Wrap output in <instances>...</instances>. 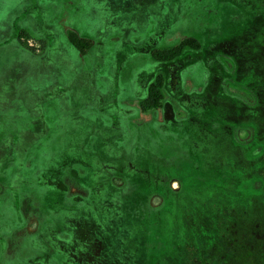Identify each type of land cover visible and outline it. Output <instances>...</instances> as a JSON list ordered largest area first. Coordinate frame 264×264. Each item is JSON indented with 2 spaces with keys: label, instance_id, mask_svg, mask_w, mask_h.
I'll return each mask as SVG.
<instances>
[{
  "label": "rangeland",
  "instance_id": "rangeland-1",
  "mask_svg": "<svg viewBox=\"0 0 264 264\" xmlns=\"http://www.w3.org/2000/svg\"><path fill=\"white\" fill-rule=\"evenodd\" d=\"M200 1L202 0H0V64L6 67L4 71L0 70V95L14 93L15 87L9 79L11 76L16 78L12 73L16 66L24 78V86L21 85L19 93L23 97L21 104L18 107L16 103L10 104L8 113L0 124L6 128L8 136L16 134L21 148L28 151L23 173L33 169L39 150L37 140L40 138L29 134L26 128L40 116L39 105L44 99L42 96H49L51 91L53 102L50 105L43 104L46 106L43 123L51 134L46 136L45 142L51 143L45 145L48 146L43 149L46 153L49 148L56 151L61 147V137L56 139L53 134L58 133L62 127L66 128L68 120L79 119L73 113L75 107L82 106L85 111L92 110L91 107H85L90 101H95L98 105L105 102L110 105L127 89L131 90V97L130 100H124L122 105L138 110L136 117L130 121L131 124L141 126L153 120L160 121V111L143 114L138 109V101L146 95L152 78L165 71L164 67L157 66L151 59V52L157 45L158 51L169 49L192 38L195 33L209 38V42L227 41L229 35L241 28V0H205L203 13H199ZM211 1L213 3L208 4ZM225 5H233L236 9L233 12L224 11ZM232 15L237 19L235 22L231 21ZM53 17L59 20L58 25L60 24L65 37L74 33L81 39H89L88 33L110 32L104 40V52L108 55L103 54V50L92 48L89 55L79 57L80 63L77 62L74 66L71 58L66 57L62 49H57L53 59H47L46 64L38 65L24 57L19 59L16 54L5 50L2 41L13 32L12 25L16 20L21 19L19 29L34 32L36 28L47 30L46 23L50 20L53 23ZM155 17L162 22L160 28L163 31L153 38L150 32L157 22ZM214 20L217 22L212 26ZM131 25L141 34L131 28V36H122L120 28L129 29ZM111 28L116 30L111 32ZM48 30L51 31V28ZM260 36H264V29L260 31ZM118 43L123 44H120L118 50L114 49ZM28 45L37 55L41 53L42 47H39L38 42L32 40L26 44ZM115 58L123 65H120V87L115 80L101 81L91 73L95 71V66L102 69L111 67L108 73L111 76ZM224 65L226 69L231 68L229 62ZM92 66L93 69L89 70ZM261 86L264 90V85ZM201 89L197 75L189 74L184 78L185 92ZM227 91L250 100L244 91L232 86H228ZM23 109L34 115L25 118ZM107 110L109 118L120 111L116 104L109 106ZM177 112L179 116L183 115L179 110ZM80 125L83 130L86 128L81 122ZM102 136L104 140L109 135ZM237 137L243 142L248 139L249 133L238 131ZM81 140L82 137L80 143ZM21 153L16 150V157L19 158ZM18 158L15 159L16 163ZM246 159L250 160L247 168L239 166L234 172L235 177L230 180L234 184L233 188L226 183L219 191H214L213 197L206 194L202 199H195L196 204L187 203L185 206L177 201L171 202L169 198L165 215L174 218L156 229L149 228L148 216L140 220L131 216L132 214L116 210L115 207V210L106 211L92 209V212L97 213L93 216H76L74 223L67 225L69 231L75 228L76 237H69L66 246H63L67 249L76 240L78 247L64 250V264H264V157H252L247 153ZM232 162L234 167V161ZM140 166L144 164L140 163ZM99 170H102V166ZM10 174L12 176L13 173ZM15 174L14 178H17L18 174ZM65 177L64 184L70 193L85 195L86 190L82 192L76 189L70 179ZM257 181H261L262 185L257 186ZM110 182L117 187L121 185L117 178ZM171 184L170 189L177 191L178 183ZM213 185L211 181L201 184L195 180L190 186L194 187L192 193L197 192L196 195H199L201 190H209ZM141 187L142 191L150 190L145 182L141 183ZM3 191L4 187L0 184V194ZM155 192L162 193V188ZM26 197L22 198L21 208L28 226L7 241L9 248L13 247L21 234L32 232L37 227L36 220L40 212L29 204ZM145 201L150 208L161 205L158 196ZM156 218L158 221L160 216ZM50 246L56 247L52 243ZM27 261L28 259H13L12 264H26Z\"/></svg>",
  "mask_w": 264,
  "mask_h": 264
},
{
  "label": "trees",
  "instance_id": "trees-1",
  "mask_svg": "<svg viewBox=\"0 0 264 264\" xmlns=\"http://www.w3.org/2000/svg\"><path fill=\"white\" fill-rule=\"evenodd\" d=\"M203 1L199 2V13H203L206 7ZM241 4V28L229 35L227 41L209 42V38L195 33L192 38L172 48L151 52L153 62L164 67L165 71L152 78L146 95L138 101V109L143 114L160 111V121L153 120L141 126L131 124L138 110L122 105L124 100L131 97V90L127 89L110 105L105 102L102 105H106L102 106L90 101L85 107H91L92 110L75 107L73 113L79 119L68 120L66 128L62 127L58 133L53 134L56 139L61 137V147L56 151L49 148L46 153L43 149L48 146L45 145L51 144L45 142L46 136L51 134L43 123L46 116L42 104L53 102L52 91L49 96H42L44 102L39 105L41 114L28 126L33 129L31 135L40 136L33 169L23 173L28 151L23 149L18 158L15 150L3 149L6 144L0 143V182L7 183L6 194L0 197V247L25 226L24 217L20 213L23 194L28 195L31 205L48 212L53 226L62 224L64 218H71L74 223L76 216L97 215L92 209L106 211L115 210V207L140 220L151 213L149 228L156 229L174 217L168 218L165 215L166 205L152 210L144 202L153 196L161 197V193L155 194V191L162 188V193L168 194L171 202L190 205L206 194L213 197L214 191H219L226 183L233 188L234 184L230 180L235 177L234 172L239 166L247 168L250 162L246 159L247 153L252 157H264V90L261 86L264 85V36H260V31L264 29V0H241ZM235 9L233 5H225L224 11L233 12ZM233 16L231 21L235 22L237 19ZM216 22L214 20L211 25ZM46 27L47 30L36 28L34 32L19 29L25 39L35 37L40 42L43 33L52 32L56 36V47L31 58L33 64H46L47 59L50 60L58 52L57 49H62L75 66V63H80L79 55H89L94 47L90 40L81 39L74 33L64 37V43L59 36L62 31L56 22L50 20ZM70 47L75 51L70 50ZM105 48L103 54L108 55L104 52ZM225 62H229L231 68L226 69ZM120 65L123 66L116 58L113 59L111 76L108 75L111 67L102 69L95 66V71L91 73L101 81L115 80L120 87ZM5 68V65H1L0 70ZM92 69L93 66L89 70ZM189 74L200 78V91L183 90L184 78ZM228 86L244 91L250 100L228 93ZM115 104L120 109L119 114L109 118L107 109ZM177 110L183 115L179 116ZM80 122L86 127L84 130ZM238 131L248 132V139L239 141ZM5 134L0 124V141L16 138V134ZM106 134L109 136L103 140L102 135ZM2 153L6 155V166L1 165L4 159ZM140 163L144 166H140ZM100 166L102 170H99ZM15 172L17 178H14ZM10 173H13L12 176ZM65 176L78 188L87 190V198L73 199L67 195ZM114 178L120 179L119 187L111 184L110 180ZM195 180L201 184L211 181L214 185L196 195L197 192L192 193L194 187L190 186ZM142 182L149 185V191H142ZM171 182L179 184L177 191L170 189ZM255 184L261 186L262 182L257 181ZM54 195L63 198L62 201L58 199L52 202ZM49 207L74 209L70 210V215L62 216ZM156 216H160L159 222ZM8 260L0 259V264H12ZM31 260L28 259L26 264H31Z\"/></svg>",
  "mask_w": 264,
  "mask_h": 264
},
{
  "label": "flooded vegetation",
  "instance_id": "flooded-vegetation-1",
  "mask_svg": "<svg viewBox=\"0 0 264 264\" xmlns=\"http://www.w3.org/2000/svg\"><path fill=\"white\" fill-rule=\"evenodd\" d=\"M147 15H148V13L146 14V16ZM127 19H129V18H127ZM155 19H156V17H155ZM20 21H21V19H18L13 23V25H12L13 32L8 37H6L5 40L2 41L4 44V48H5V50H7L8 53L13 54V55L16 54V57L19 56V59H22V57H24L26 59L31 60V58H35V56H41L46 51H48L49 49L52 50V48L56 47L55 46L56 36H54V34L52 32H46L47 34L43 33L44 37H42V39H41L42 42L39 41L40 40L39 38H35V37H30L29 39H25L24 36L20 35V33H21V31H19V27H21ZM130 21H133V20L130 19ZM156 21L157 22L154 25L152 32H150V34L153 38L155 37V35H158V34H160V32L163 31L160 28V25L162 22L157 20V19H156ZM53 22L59 23V20H57L56 18L53 17ZM59 28L62 31L60 24H59ZM131 28H134V31H137L135 29L136 27L133 25H131L129 29H125L123 27L120 28L122 31V36L127 37V35H130V33H131L130 29ZM111 29H112L111 32L116 30L114 28H111ZM109 33L110 32L105 33L103 31H96V32L94 31L93 33H88V35H89L88 40H91L92 46H94L93 49H96L97 51L103 50L104 40ZM26 34L30 35L27 32H26ZM137 34H141V33L139 31H137ZM184 34H187V33H184ZM59 36H60V38L63 39V41L65 43V39H64L65 36H64L63 32L61 34H59ZM140 37H143V36H140ZM65 38H67V37H65ZM127 39L129 40L131 38H127ZM162 39H161V41H162ZM32 40L35 42H38L39 47H42L41 53L39 55H37L35 52L32 51L30 45L26 46V44ZM25 42H27V43H25ZM120 44H123V43H118L117 46L114 47V49L118 50ZM69 49L72 51H75L71 47ZM157 49H158V45L154 50H157ZM74 54H76V53L74 52ZM76 55H79V54H76ZM81 56L82 55H79V57H81ZM12 70H13L12 73L15 74L16 78H13L11 76V78L9 80L12 82V85H13V87H15V90H14L13 94L10 93V95H6V96L0 95V104H1L0 122L1 123L5 119L4 115L6 113H8L9 105L12 103H16L17 107H18L21 104L20 100L23 99V97L19 94L20 90L22 89V86H24L23 85V81H24L23 73L18 70L17 66ZM10 75H12V74L10 73ZM42 101L44 102V100H42ZM46 105H50V103L46 104ZM42 107H43V109L46 108V106L43 104H42ZM22 111H25V112H23V113H25L24 114L25 118H29L30 116L34 115L33 112H30L28 110L23 109ZM43 113H44V115H46L45 111H43ZM4 130H6V128H4ZM31 130L33 131L32 127L26 128V131H28L29 134L32 132ZM0 143L6 144V147L4 146L3 149H10L11 148L15 151L20 150L21 152L24 149V148H21V143H18L16 138H13V137H11L10 140L5 139L4 142L2 139L0 141ZM4 154L5 153H2V158L4 157V159H3V162L1 163V165L6 166V163H8V162L5 161L7 159H6V155H4ZM27 155H28V152L26 153L25 156L27 157ZM70 181L74 185V183L72 182L71 179H70ZM171 183H173V182H171ZM0 184L4 187L3 193L0 194V197H3L6 194L5 190H6L7 183L6 182H0ZM171 185L172 184H170V188H171ZM74 187L76 189H79L80 191L84 192V189L78 188L76 185H74ZM66 192H67V195H69L70 197H73V199H76L77 197L87 198V196L89 195L87 190L85 192V195H79V194H74V193L72 194L68 191V189ZM66 192L62 193V195L66 194ZM164 194L161 193L160 194L161 197L158 196V198L160 199V204H161L160 207H155V208L151 207L152 210L153 209L158 210V208H161L163 205L167 204L169 196H168V194H165V195ZM25 196H27L26 198L28 200V195H25ZM25 196H24V194L21 195L22 198ZM52 197H53V199L51 200L52 202L59 199L58 195H54ZM22 198L20 200V213L23 216V212H22V208H21ZM62 199H59V200L62 201ZM29 204H30V202H29ZM31 206L40 212V215H38V218L36 220V222H37L36 229L32 232H27V233L21 234L17 238V240H16V242L12 248H9V243H8L12 237L8 238L5 242V245L4 246L1 245V247H0V258L1 259H9L8 261H10V262H12L13 259H32L29 262L31 264H64V260H63V259H65L64 250L67 251L70 249H77V247H78L76 240H75V243L68 245L67 249H65V247H64V246H66L65 244L69 240V237H72V236L76 237L74 227L72 228V231L68 230L67 225L72 224L71 218H64L62 224H60L58 226H53L51 224V219L49 218V214H48V212H46V210L44 208L36 207L33 205H31ZM49 208L53 212L55 211L56 213H59L62 216L70 215V210L73 211V209H74L73 207H69V208L68 207H65V208L49 207ZM48 211L50 212V210H48ZM147 216H148L149 220L151 221L152 214L149 213V214H147ZM27 226H28V223H26V221H25L24 228L16 231V233L24 231ZM70 234H71V236H70ZM43 240H44V242H42ZM51 243H52V245L55 244L56 247L53 246V248H50ZM61 248H62V251H60ZM30 253H32V254H30ZM262 260L264 261V259H262Z\"/></svg>",
  "mask_w": 264,
  "mask_h": 264
}]
</instances>
